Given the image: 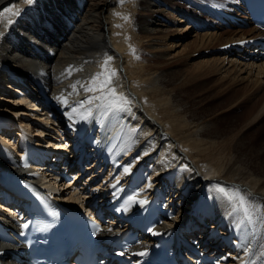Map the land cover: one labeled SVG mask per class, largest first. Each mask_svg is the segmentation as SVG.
I'll return each mask as SVG.
<instances>
[{"label": "bare ground", "instance_id": "obj_1", "mask_svg": "<svg viewBox=\"0 0 264 264\" xmlns=\"http://www.w3.org/2000/svg\"><path fill=\"white\" fill-rule=\"evenodd\" d=\"M176 1L0 0V163L28 172L34 167L35 152L41 149L50 156L52 148L56 149L50 145L72 137L78 151L85 148L94 164L101 162V170L86 175L81 190L77 188L76 192L83 191L92 203L105 209L115 207L127 195L140 197L133 210L135 217L116 220L145 228L147 246L156 245L161 235L174 228L182 242H193L204 254L230 258L225 264H264V130H259L261 124L250 126L264 117V62L243 63L247 65L245 78L237 75L244 70L242 65L243 69L237 68L242 61L238 60L239 64L231 58L236 53L232 48L242 47L243 40L264 32L250 27L229 34L227 28L232 26L226 15L241 14L239 0H204V11L211 16L204 14L206 27L215 24L214 17L219 24L203 36L197 34V38L201 44L204 40L205 48L224 53L221 60H209L211 67L228 78L234 76L236 81L248 79L258 97L248 111V119L243 120L250 127H222L214 114L206 115L204 109H198L200 96H188L187 70L141 59L143 44L154 40L160 30L172 28L173 23L161 13L175 15L176 10L169 5ZM193 30L189 21L176 37L183 41ZM156 56L166 59L168 53ZM111 71L116 73L110 85L116 95H107L105 90L106 99L80 106L89 97L101 95L99 91L86 92L81 85L87 86L103 73L94 82L98 85ZM169 73H176L178 81ZM121 98L127 101L121 110L107 107L112 101L123 103ZM236 102L232 99L229 105ZM13 126L19 127L14 133ZM31 127L36 132L26 137ZM107 130L111 134L101 146L111 139L110 150L121 137L119 160L103 158L95 145L87 147V136L94 139L97 132ZM56 146L61 154L63 146ZM54 156L57 160L58 155ZM174 171L177 173L172 178ZM97 178L100 182L94 184ZM57 179V175L51 176L49 184H56ZM89 183L94 189L87 193L83 189ZM220 188L228 193L239 190L245 196L254 212L251 223ZM7 249L0 245V264L7 261Z\"/></svg>", "mask_w": 264, "mask_h": 264}, {"label": "rangeland", "instance_id": "obj_2", "mask_svg": "<svg viewBox=\"0 0 264 264\" xmlns=\"http://www.w3.org/2000/svg\"><path fill=\"white\" fill-rule=\"evenodd\" d=\"M169 7L176 10V12H174L175 15L174 14L171 15L169 12L161 13V15L168 18L173 23L172 28H169L167 30H160L159 32H157V34H155V37L153 38L155 41L151 40V41L144 43L143 47L141 49V54H140L141 59H143L144 61H146L150 64H156L157 62H163L164 67L169 68V69L170 68H174V69L179 68V70L182 72L187 70L188 72H186V73H187V77L189 78L187 80V83H188L187 87L189 89L188 96L190 97V99H192L193 97L198 98L200 96L202 101H201V104L198 105V109L200 111H201V109H204V112L206 115L207 114H214L217 117V123L220 124V126L226 127L227 125L234 124L236 126L244 125V127L253 126V127L257 128V127L262 125L259 130H264V117L259 118L258 119L259 121L257 120L254 124H251L250 126H248L249 124H243L244 123L243 120H245V122H246V120L248 119L249 109H251V106L253 105V103L258 100V97L255 94L256 91L252 90L253 88H252V85L250 84L249 80L245 79L247 81V82H245L244 80L237 79L238 81H236V80H233L234 76H232V75H229V78H228V76L226 74L224 75V73L222 74L220 72L214 71L216 69L215 68L213 69L211 67L212 66V63H211L212 60L214 62L217 60H221L222 57H224V55H223L224 53H222V51H220V50H218V52H216L214 50H209L208 48H205L203 45L204 40H203V43L201 44L202 41L200 42V40H199L200 38L199 39L197 38V34H198V36H203V34L205 32L211 31L209 29L215 27L218 23L217 19L214 17L215 19L213 18V22L215 24L214 25L209 24L208 25L209 28L206 27L204 14L208 17H211V16H209L204 11V10H206L204 8V0H177L176 2H174L172 4L170 3ZM176 15L178 16V18ZM176 19H181V20L183 19L184 22H182V23L179 22L177 24L174 21ZM188 20L191 21L192 24L194 25V30L192 31V33H190L188 35V37H186V39L181 41L182 38L176 37V36L178 34V30H181V29L187 27V24L189 22ZM174 22L177 24V26L174 24ZM228 27H229V28H227L228 33L233 31L234 29H238V30L241 29V28H234V27H230V26H228ZM247 29H249V28H247ZM174 33L176 34L175 37L171 36L168 38V36L173 35ZM239 34L236 35V38H238L237 36H240L242 33L240 35ZM196 40H198V44L196 43ZM156 42H159V45H155ZM166 44L168 46L163 47ZM160 45L162 47L155 48V46H160ZM183 48H185L184 49L185 53H181L183 51ZM210 49H213V48H210ZM232 49L235 50L238 55L236 53H233V55H231L232 56L231 58L236 59L237 62H238V60L242 61L241 64L238 62L240 64V66L237 67L238 70H239V67L241 68V65L243 63L248 64V63L254 62V61L245 60V59L243 60V56L244 55L247 56V53L243 54V53H241V51H238L237 46L235 48H232ZM251 50L253 51V48H251ZM159 53H168V56L166 57V59L158 58L156 55ZM188 54H189V56H188ZM239 55L242 57L239 58L238 57ZM207 59H208V61H207ZM209 60L211 62H209ZM206 63H207V66L204 67L205 66L204 64H206ZM208 64L210 65L209 66L210 70H208ZM254 64H255V62H254ZM257 64H261V63L258 62V63H256V65ZM152 66H154V65H152ZM243 67H244L243 72L239 71L237 75H240V77L245 76V78H246L247 74H245L244 71H245V67H247V65H244ZM243 67L241 69H243ZM215 72L217 75L215 74ZM254 73H257V69H256V72H254ZM168 75H169V77H172V78L174 76L175 82L178 81V75L176 73H169ZM226 76H227V78H226ZM230 76H232V78H230ZM19 83L21 84V82H19ZM248 84L251 86H248ZM17 85H19V84H17ZM227 85H229V89L226 88V87H228ZM224 87L226 89H224ZM35 92H37V91L35 90L34 93ZM219 98H220V101H217V99H219ZM232 99L237 100V102H239V101L240 102L239 103L236 102V104L234 103L233 105H229V102ZM241 99H242V101H241ZM207 107H209V108H207ZM206 109H208L207 111H209L211 113H209V112L207 113ZM211 109H213V110H211ZM8 119L10 120V118L6 117L5 120H8ZM229 122H231V123H229ZM258 124H261V125H258ZM14 128H15V126H13L11 129L12 133H14L16 130L19 129V128H16V129H14ZM33 132H36V131H33ZM33 132L31 134H33Z\"/></svg>", "mask_w": 264, "mask_h": 264}, {"label": "snow or ice", "instance_id": "obj_3", "mask_svg": "<svg viewBox=\"0 0 264 264\" xmlns=\"http://www.w3.org/2000/svg\"><path fill=\"white\" fill-rule=\"evenodd\" d=\"M28 2L31 3L32 0H28ZM9 23H11V21H9ZM107 64H108V61H105V65H107ZM101 75H103V73H99V74H97V76L93 77L92 80L88 82L87 86L81 85V87L84 88V91H86V92L99 91V92H101V95L89 97L87 100L82 101L80 106H83L84 104H92L94 100L106 99L107 95H110L113 97L116 95L115 89L110 86L112 83V77H114L116 75L115 71H111L105 81L99 83L98 85H94V82L97 81L98 77ZM72 87L75 90L76 86L73 85ZM105 90L107 92V95L105 94ZM121 100L123 101V103H116L115 101H112L107 105V107L113 111L121 110L123 108L124 104L127 103V101L123 100V98H121ZM75 110L76 109L74 108L73 111H75ZM89 114H91V109H89ZM127 171H128V169H125V172H127ZM113 187H115V185H113ZM219 191L221 193H223L229 201H235L238 205L239 210L243 213L244 219L248 223L252 222V218L254 215V212L252 210V206L248 203L245 196L241 195L239 190L228 193L223 188H220ZM129 200H132V197H129ZM23 227L27 228L28 224H24ZM109 231H111V229H109ZM138 255H146V253L141 252V253H138ZM261 255H264V253H261Z\"/></svg>", "mask_w": 264, "mask_h": 264}]
</instances>
